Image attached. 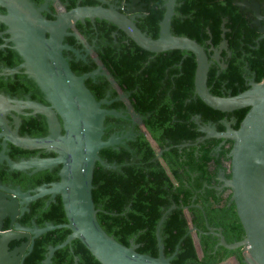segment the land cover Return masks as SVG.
I'll return each instance as SVG.
<instances>
[{
	"label": "trees",
	"instance_id": "16d2710c",
	"mask_svg": "<svg viewBox=\"0 0 264 264\" xmlns=\"http://www.w3.org/2000/svg\"><path fill=\"white\" fill-rule=\"evenodd\" d=\"M32 1L36 5L42 2ZM68 1L66 10L77 6L76 0ZM145 1L148 14L136 24L147 35L157 38L165 0ZM89 3L92 1L84 0L80 5ZM55 7L51 5L53 11L58 9ZM46 16L54 18L51 14ZM5 29L0 23V31ZM69 30L79 35L96 32L98 40L104 42L95 53L97 62L90 66L73 61L69 64L77 75L102 66L116 80L114 84L106 79L85 80L95 99H102L107 92L111 99L126 93L128 99L115 100L109 108L125 110L129 104L132 112L142 117L132 139L99 151L102 159L116 165V168H105L96 162L93 169L92 197L102 228L119 243L130 246L132 242L138 245V252L157 256V225L165 211L175 205L165 215L160 228L166 257L178 245L172 263L244 264L246 255L242 247L227 249L218 244L215 235L208 233L209 229H221L227 243L239 241L244 235L235 205L230 201V189L217 188L223 184L218 178L220 172L225 178L231 175L228 154L232 141L206 138L197 142L204 133L194 117L199 116L202 125L215 124L218 131L226 129L225 122L237 129L248 108L222 112L208 107L194 93L196 62L192 52L178 49L149 52L105 20L96 19L92 24L86 19L85 24L77 22ZM114 31L116 36L112 35ZM171 31L195 39L209 57L226 40L227 47L220 53L223 68L213 62L208 71L207 85L212 94L236 95L249 87L251 78L256 82L264 80V38L257 41L261 35L258 28L251 24L247 10L235 5V0H176ZM7 36H0V44ZM74 41L73 36L64 40L69 44ZM11 45L0 49V67H14L22 62ZM0 91L16 97L28 94L31 99L49 104L36 82L24 73L7 79L0 77ZM125 122L123 118L107 116L102 139L112 134L114 124L120 126ZM19 133L34 137L46 135L45 118L40 114L22 115ZM184 143L188 144L182 146ZM8 147V155L14 160L28 158L36 152L10 143ZM41 156H55V153L43 151ZM60 168L58 165L30 174V171L9 170L7 165H0V182L18 184L28 190L58 181ZM32 221L38 227L66 223L60 195L49 202L46 196L32 201L19 222L30 226ZM193 227L196 229L190 233ZM70 232L61 227L36 237L23 264H42L48 246L61 243ZM50 264L101 263L79 239H74L70 245L54 252Z\"/></svg>",
	"mask_w": 264,
	"mask_h": 264
},
{
	"label": "water",
	"instance_id": "95a60500",
	"mask_svg": "<svg viewBox=\"0 0 264 264\" xmlns=\"http://www.w3.org/2000/svg\"><path fill=\"white\" fill-rule=\"evenodd\" d=\"M48 1L50 0H44L38 6L32 0H0V8L5 11L0 13V23L6 26L0 36L8 35L3 37L0 49L12 43L11 48L22 59L20 64L5 67L0 74L14 76L24 73L36 82L49 103L29 97L19 98L0 91V163L5 162L10 170H30V174L58 165L61 167L58 181L42 184L30 191H22L19 186L12 189L0 183V264H23L28 252L33 249L36 237L61 227H66L71 232L61 243L48 246L42 264H50L54 252L70 245L74 239H79L101 264H174L171 260L178 252V245L173 254L166 257L160 228L165 215L175 205L165 211L157 225V256L138 252V245L132 242L130 246L119 243L107 234L98 221V209L92 197L95 163L99 162L105 168H116L115 163L110 164L102 159L99 151L124 144L125 139H130L131 135L129 132L122 136L111 134L106 140L102 139L105 118H125V115L121 111L103 107L111 101L105 98L96 100L85 80L97 75L106 76L110 84L116 83V80L101 67L77 75L63 54L64 50H69L77 57L81 56L79 50L64 43V38L73 36L79 39L80 35L69 29L77 22L84 23L86 19L92 24H95L96 19L114 24L139 47L149 52L159 53L173 49L192 52L196 62L194 93L208 107L222 112L248 108L237 129L225 122L226 129L218 131L213 123L200 124L199 116L194 117V121L204 133L197 142L206 138L232 141L228 154L231 158V175L230 178H225L224 173L220 172L218 178L223 184L217 188L230 189V201L235 205L244 235L239 241L227 243L221 229H209L208 233L215 235L219 239L218 244L227 249L242 247L246 255L244 264H264V80L256 82L251 78L249 87L236 95L212 94L207 85V76L213 61L204 46L195 39L175 35L171 31L176 0H165L157 38H152L137 26L134 13L140 12V9L131 7L136 0L123 11L102 5H77L69 10L62 8L53 19L43 14L48 9ZM235 4L255 13L258 18L255 24L260 26L261 32L257 41L264 38V27L261 26L264 17L260 13L259 2L237 0ZM226 47L224 39L217 55L220 56L221 49ZM123 95L128 99L126 93ZM37 114L45 118L48 133L37 137L21 135L20 116ZM138 117L141 122L142 117ZM8 143L24 150L53 152L55 156L14 160L6 153ZM161 154L162 151H159V155ZM45 195H60L67 222L46 223L44 227L34 228L16 225V229H13L16 217L29 210L28 204ZM5 218L10 221V229L7 231L3 230ZM195 229L193 227L189 232ZM19 238L26 241L10 249L9 243Z\"/></svg>",
	"mask_w": 264,
	"mask_h": 264
},
{
	"label": "flooded vegetation",
	"instance_id": "af4514ba",
	"mask_svg": "<svg viewBox=\"0 0 264 264\" xmlns=\"http://www.w3.org/2000/svg\"><path fill=\"white\" fill-rule=\"evenodd\" d=\"M81 1H84V0H76V5H80V2ZM90 1H92V3L85 4V5H93V6L94 5H102L104 7H113V8H116V9L120 10V11H123L125 8H127V5L128 4L133 3V0H90ZM236 1L237 0H235V3H236ZM255 1H258L259 2V4H260V13L264 17V0H255ZM43 2H44V0H42V2L38 4V6L42 5ZM68 4H69V1L68 0H64V1H60V0H50L47 3L48 9L45 10L43 12V14L45 16H46V14H51V15L54 16L58 12V10H60L62 8H64L66 10V6H68ZM51 5L53 7L56 6L58 9L53 11L51 9ZM147 5L148 4H147V2L145 0H136L135 3L131 6L132 8L140 9V12L134 13V15H135V21L136 22L140 21L143 17L147 16V14H148ZM241 9L242 10H247L248 17L250 18L251 24L255 25L258 28V32H259V27L260 26H258V25L255 24V21L258 20V18L256 17L255 13L251 12L247 8H241ZM4 12H1V13H4ZM261 23H262L261 26L264 27V19L261 20ZM84 24H85V22H84ZM91 27L94 28V25H92ZM259 33L261 34V32H259ZM116 34H117V32L114 31L112 35L116 36ZM3 36H4V34H3ZM66 37H70V36H66ZM65 38H64V40H65ZM64 43H66V42H64ZM103 43L104 42H101L100 40H98V34L96 32H91L90 34L89 33L88 34L81 33L80 34V38L79 39H75V41H74L73 44H69L68 43L73 48L79 50L81 56L80 57H77L75 53H73L72 51H69V50H64L63 51V54L67 58V61H68L69 64H70L71 61H73L75 63H78V62L87 63L90 66L92 63L97 62L98 57L95 56V53H96V51H98L101 48V45ZM114 43H116V41H114ZM219 49H214V52H213V54L210 55V58H211V60L213 62H218L221 65V67L223 68L222 61L220 60V56L217 55V51ZM5 67L6 66H2L1 65V67H0V73L3 71V69ZM100 67L102 68V66H98L97 68H100ZM97 68H94L92 71H94ZM9 76L10 77H13L11 75H6V74L5 75H1L0 74V77H4V79H7V77H9ZM99 79H106V76H104V75H97V76H95V78L92 79V81L97 82ZM26 97H29L30 98V96L28 94H26V95H24L22 97H19V98H26ZM103 98H105L108 101H111L109 104L103 105V107H105L107 109H112V108H109V106L115 100L116 101L117 100H122L123 101L124 99H126V97L124 95H121L119 97H116V98H112L111 99L110 98V92H107L106 95H105V97H103ZM44 99H45V97H44ZM32 100H34V99H32ZM35 101H37V100H35ZM119 111H121L125 115V118H123V119H125L126 122L125 123H121L120 126H116L114 124L113 125V131L111 133L112 134L119 135V136H122V135L126 134L127 132H129L130 135H131L130 136V139H132L135 136V134H136V131H135L136 130V127L139 125V119H140L138 117L139 115L136 114V113H134V112H132L129 104H127V107L125 108V110H119ZM130 139H125V143H126L127 140H130ZM7 148H8V151H9L8 144H7ZM0 150H1V148H0ZM8 151H6L7 154H8ZM35 151L36 152L33 155H31L30 157H28V158L19 157L17 160H19L21 158L29 159V158L34 157V156H38V157H41V158H45V157H42L41 156V154L43 153L44 150H35ZM44 152H47V151H44ZM48 153H51V152H48ZM49 157H53V156H49ZM0 165H6V163L5 162L4 163H0ZM28 171H30V170H28ZM0 183L1 184H4L7 187L12 188V189H14V188H16V187L19 186L18 184H13V183H10V182H7V183L0 182ZM43 184H46V183H43ZM36 187H38V185ZM36 187L30 188L28 190H23L21 187H20V189L22 191H30V190H33ZM45 196L48 197V202H49L50 200L55 199L58 195H56L55 197H51L50 195H45ZM45 196H43V197H45ZM40 198H42V197H40ZM33 201H35V200H33ZM29 204H28V209H29ZM25 212H28V210L27 211H24L23 213L19 214L16 217V219H15V221L13 223V226H12L13 229H16V225H20L23 228H34L35 226L38 227L33 221L31 222V225L30 226L22 225L19 222V219L22 217V215ZM9 223H10V221H9L8 218H5L3 220V230L4 231H7V230L10 229ZM27 232H28V230H27ZM24 241H26V239H24V238H19V239L12 240L9 243V247H10V249H12V248H14L16 246L21 245V243L24 242ZM14 242H17V244H14Z\"/></svg>",
	"mask_w": 264,
	"mask_h": 264
},
{
	"label": "rangeland",
	"instance_id": "374dc122",
	"mask_svg": "<svg viewBox=\"0 0 264 264\" xmlns=\"http://www.w3.org/2000/svg\"><path fill=\"white\" fill-rule=\"evenodd\" d=\"M116 135V134H115ZM117 136V135H116ZM121 140H123V139H121Z\"/></svg>",
	"mask_w": 264,
	"mask_h": 264
}]
</instances>
